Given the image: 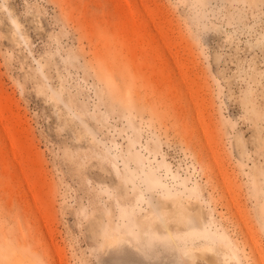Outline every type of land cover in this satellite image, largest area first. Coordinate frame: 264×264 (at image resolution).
Returning a JSON list of instances; mask_svg holds the SVG:
<instances>
[{
  "label": "rangeland",
  "instance_id": "rangeland-1",
  "mask_svg": "<svg viewBox=\"0 0 264 264\" xmlns=\"http://www.w3.org/2000/svg\"><path fill=\"white\" fill-rule=\"evenodd\" d=\"M0 264H264V0H0Z\"/></svg>",
  "mask_w": 264,
  "mask_h": 264
},
{
  "label": "bare ground",
  "instance_id": "bare-ground-1",
  "mask_svg": "<svg viewBox=\"0 0 264 264\" xmlns=\"http://www.w3.org/2000/svg\"><path fill=\"white\" fill-rule=\"evenodd\" d=\"M175 248H176L177 250H179V251L181 250V248H180L179 245H176Z\"/></svg>",
  "mask_w": 264,
  "mask_h": 264
}]
</instances>
